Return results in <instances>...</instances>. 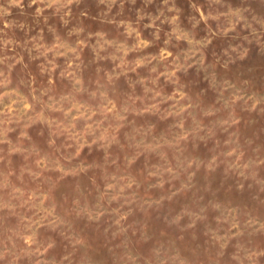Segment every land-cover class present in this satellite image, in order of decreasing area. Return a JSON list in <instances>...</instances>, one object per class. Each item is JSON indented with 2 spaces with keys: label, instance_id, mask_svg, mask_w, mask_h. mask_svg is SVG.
Masks as SVG:
<instances>
[{
  "label": "rangeland",
  "instance_id": "rangeland-1",
  "mask_svg": "<svg viewBox=\"0 0 264 264\" xmlns=\"http://www.w3.org/2000/svg\"><path fill=\"white\" fill-rule=\"evenodd\" d=\"M54 2L0 0V253L11 248L12 237L15 264H159L162 259L166 264H249L246 252L264 251V163H255L264 159V30L253 20H264V0H58L67 8L44 7ZM236 10L257 29L259 39L244 21L225 35L228 16L200 19ZM174 28L193 41L212 40L201 51L205 65L214 69L193 64L177 72L200 106L194 115L204 130L180 141L183 151L177 152L172 142L181 135L179 117L166 114L168 101L157 112L125 115L131 123L115 130L119 142L107 150L101 147L103 139L89 141L75 160L65 161L67 153L60 147L64 136H55L56 126L49 122L64 127L67 114L79 131L99 119L96 108L105 101L98 82L106 86L116 109L130 97L144 96V85L157 73L149 71L155 60L136 64L141 56L172 52L183 59L194 47L175 35L165 44ZM129 29L135 31L129 34ZM138 40L150 43L138 49ZM34 42L44 49L34 48ZM232 47L238 52H231ZM240 53H245L243 59ZM77 63L86 91L61 100L72 89ZM157 71H163L162 65ZM224 81L262 103L255 109L242 100L226 106L234 89L221 92ZM49 82L55 87L42 98L48 101L51 95V107L37 104L33 112L32 98ZM157 86L164 93L173 88L163 76ZM136 105L141 106L140 100ZM200 108L213 114L203 116ZM183 127L194 129L193 118H186ZM133 128L148 131L139 147L125 138ZM236 145L242 153L239 163H249L246 169L232 166L236 154L224 155ZM178 156L199 162V167L181 170ZM33 232L44 246L38 253L21 252L20 236L26 241ZM11 259L0 257V264ZM254 260L264 264V255Z\"/></svg>",
  "mask_w": 264,
  "mask_h": 264
},
{
  "label": "clouds",
  "instance_id": "clouds-1",
  "mask_svg": "<svg viewBox=\"0 0 264 264\" xmlns=\"http://www.w3.org/2000/svg\"><path fill=\"white\" fill-rule=\"evenodd\" d=\"M18 2V0H17ZM44 7H56L58 10L62 8H67V5L64 3H59L58 0L54 3H45ZM196 7V6H194ZM198 10V8H197ZM7 11V9H5ZM41 12V9H37V14ZM65 16H67V12L64 13ZM219 15L228 16L229 20L227 25L223 28L222 33L227 34L229 31H233L236 27V24L240 23L241 21H244V26L251 28L252 33L257 34V29L252 26L251 22L247 21V18L241 14L239 10L236 11H230L227 13H219L218 15H213L212 13H209L207 16L201 15L200 19L207 21L209 18L212 19H218ZM175 17H172V20L175 21ZM253 20L256 21L257 24L260 25V29L264 30V20H256L255 17H253ZM65 23L67 21L65 20ZM199 23V21H197ZM75 32H80L82 29H74ZM135 31V29H129L128 32L131 34V32ZM211 31V29H209ZM171 35H175L176 39L179 40L181 38H184L188 40L190 44H193L194 47L189 50L184 56L183 59H181L179 54L173 55L172 52H165V53H159L158 55H145L141 56L140 60L136 61L137 65L140 64H151L153 60L156 61V64L152 66V68L149 70L150 72H156V76L151 78L150 85L149 83L144 85V96H136V97H130V102H125L119 109H116L114 100L108 96L107 89L105 85H100L98 82V89L104 88V91L100 92V95L104 99V103L102 106H98L96 108V111L100 114L99 119L92 121L91 124L81 125V128L79 131H77V121L72 120L67 114L64 116V127H61V125L56 124L55 121H50V125L56 126V131L54 132L55 136H64V142L60 145L65 152L67 153L63 159L65 161H68L71 163L73 160H75V157L79 154V148L83 147L84 144L89 143H96L97 141H100L101 139L104 140V142L101 144V147L107 148L115 143H118V139L115 134L116 129H122L125 126V123H131V121L124 120L125 115H128L129 113H136L137 115L143 114L145 112H157L160 110L159 106L163 103H166L168 101H172V103L169 106V110L166 112L167 115H172L179 117L177 120V125L181 129V135L178 136L172 143L176 146L177 152H182L183 149L181 147L180 141L184 140L186 141L190 135H193L194 133H198L200 131L204 130V125L200 121L195 120L194 110L199 108L200 106L192 101V98L189 96V94L184 90V85L181 83L180 76L177 75V72L183 69L184 71L187 70V68L192 67L193 64H198L201 67L205 68L207 70L209 67L215 68V65H205V54L203 51H201L202 48L207 47L209 44H211L212 40L211 37H209L206 40H196L193 41L188 33L181 32L178 29L174 28L172 31V34L169 35V40L165 41V44H168ZM212 35H216V33H212ZM137 36L139 34L137 33ZM257 39H259V34H257ZM5 43H8L6 41ZM107 43V42H106ZM150 42L145 40H138V43L134 46L135 48H144L146 47ZM198 45L199 47H197ZM63 46V45H61ZM33 47L41 50L44 49L43 43H33ZM53 47H56V45H53ZM50 50V49H47ZM127 51H131L132 49H126ZM75 51V50H74ZM231 52L236 53L238 52V49L236 47L231 48ZM197 53H200L198 59H192L193 57L197 56ZM40 55H43L44 52L40 51ZM225 55L229 56V59H231V55L228 50H225ZM245 53H240L239 58L243 59ZM171 56L172 59L169 60L168 57ZM76 58L78 59V53ZM115 58V57H113ZM191 61V63H189ZM121 63H126L123 58L121 57ZM162 65L163 71H157V66ZM55 67V65H53ZM223 68L228 67V62L226 61L223 65ZM131 71H134L135 69H130ZM43 71V69H42ZM74 75L72 76V89L68 96L61 97V100L69 101L70 98H74L79 93L86 91L83 84L81 83V80L79 79L80 75V64L77 63L75 66ZM63 75V73H61ZM213 78V83H215V72L213 71L211 73ZM163 76L166 81H169L172 85V91L170 93H164L162 89H160L157 86V81L159 78ZM147 79V78H145ZM108 81H111V77H108ZM141 84H144L143 80L139 81ZM49 87L47 89H44L41 91L40 96H34L32 98L33 101V112H35V105L40 104L42 107L50 108L51 104L48 103V101H52L53 98L50 95L48 97V101L43 100V96L47 94L48 92H51L55 85H53L51 82L48 83ZM234 89V91L231 92L228 99L225 100L226 106L234 105L237 101H244L245 104L250 103V107L252 109H255L257 105L262 103L261 99L256 98L255 95L251 94H245L242 92L239 88H236L234 84H230L228 81H224L221 85V92H223L224 89ZM95 92L91 93V95L95 96ZM150 94V95H149ZM136 100H140V105H136ZM73 107H76V104L72 105ZM80 107H84V105H80ZM86 111L91 112V108H86ZM200 112L203 116H211L213 112L211 110H206L203 108H200ZM111 113V115H109ZM192 117L194 123L196 124V127L194 129H184V121L186 118ZM89 117H84V120L87 121ZM237 122L236 119H233L230 121V123L235 124ZM105 123L107 126H105ZM224 123H229L228 121H225ZM111 129V131H110ZM211 130H207L206 134H210ZM148 134L147 130L144 129H137L133 128L130 133H125V138L130 141L132 145L135 147H139L141 144H143V137ZM87 135L88 140H85L84 137ZM137 136H140V139L137 140ZM204 137H201L203 139ZM226 143H228L226 141ZM49 144L51 146L55 145V139H51L49 141ZM239 145H236L235 147H232L230 151L227 153H224L225 156H232L233 154H236V160L233 162L234 167L246 169L249 167V163H245L241 165L239 163L240 156L242 155L241 152H238ZM56 151L59 152L60 148H56ZM216 160V157H213L211 161L208 162L207 167L212 168L214 167V161ZM112 163H115V161H112ZM128 163L130 161L128 160ZM255 163L262 164L264 163V159L258 160ZM195 164L196 167H199V162H195L193 159L185 157L183 160L177 157V167L181 170L188 171L190 168L193 167ZM83 170V169H81ZM170 169H165V171H169ZM243 175V171L241 172ZM115 179V178H113ZM120 183L119 180H115V185L118 186ZM127 186V185H125ZM75 203V202H74ZM233 227H238V225L233 224ZM261 227H264L262 225ZM20 240L23 242V247L20 248L21 252H27L29 250L39 252L40 248L44 245L42 242L37 241L35 238V232L31 236L28 237V239L25 241L23 236H20ZM9 241L11 243V248L5 247L3 252L0 253V257H3L5 255H11L12 259L8 262V264H15L16 260L18 259V253L16 252L17 249V243L12 238L9 237ZM30 245H36L35 249H30ZM51 245H47V247H50ZM46 250V249H45ZM260 255H264V251L262 252H256V251H249L245 253V259L249 261V264H255L254 258ZM67 259V257H65ZM37 264H39V261H37ZM159 264H166L165 260H160ZM243 264V262H242Z\"/></svg>",
  "mask_w": 264,
  "mask_h": 264
}]
</instances>
